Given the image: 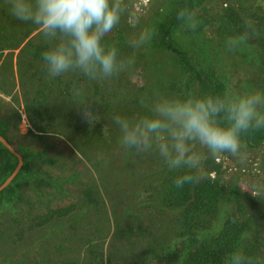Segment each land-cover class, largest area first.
I'll use <instances>...</instances> for the list:
<instances>
[{"label": "rangeland", "instance_id": "374dc122", "mask_svg": "<svg viewBox=\"0 0 264 264\" xmlns=\"http://www.w3.org/2000/svg\"><path fill=\"white\" fill-rule=\"evenodd\" d=\"M121 3L125 8L121 21L106 39L121 56L129 58L130 66L109 80L88 81L75 72L51 79L52 108L48 114L59 124L44 131L34 130L25 112L24 94L32 93L38 82L29 75L26 62L18 65L22 43L0 51V72L9 73L3 86L6 91H0V128L7 141L18 153L24 149L43 151L53 160L43 164V169L60 181L62 189L59 198L51 199L50 207L83 205L80 193L85 184L81 182L90 179L98 204L85 205L82 213L76 210L39 226L32 223L23 204L3 199L0 264H85L92 248L95 254L100 252L102 264H132L134 236L138 238L133 242L135 249L142 251L149 243L152 225L157 228L152 219L173 217L172 209L158 211L147 204L153 186L172 171L154 152L123 149L111 116L145 113L155 96L196 94L198 89L174 55L155 45L156 24L173 14L176 0ZM1 9L7 13L4 0H0ZM184 12L186 15L173 24L171 38L196 67L220 79L224 93L264 91V0H192ZM3 14L2 25L9 21ZM245 21L250 22L247 29ZM245 32V40L228 47V38ZM139 35L147 39L132 47L130 37ZM42 66V62L36 63L30 72ZM73 74L80 78L72 81ZM60 89H64L62 95L58 94ZM85 112H92L90 122ZM242 142L236 156L222 153L206 157L197 175L217 177L223 186L235 183L239 187V215L243 214L246 224L242 242L247 248L255 246L251 251L256 248L254 253L264 264V141L255 147ZM74 171H79L80 177L69 180ZM9 183L4 187L7 190ZM21 187L18 192L22 195L35 192L33 187ZM236 211V203H221L212 227H219L228 213ZM132 217L147 221L149 227L143 226L132 235ZM148 264L160 262L152 257Z\"/></svg>", "mask_w": 264, "mask_h": 264}, {"label": "clouds", "instance_id": "9594fccd", "mask_svg": "<svg viewBox=\"0 0 264 264\" xmlns=\"http://www.w3.org/2000/svg\"><path fill=\"white\" fill-rule=\"evenodd\" d=\"M7 14L18 24L35 28L43 44L39 56L46 76L58 78L75 72L88 81L109 80L124 72L131 61L106 37L125 11L121 0H4ZM179 12L178 17H184ZM246 29L250 26L245 21ZM247 33L226 40L234 48ZM147 39L130 37L132 47ZM89 122L92 112H85ZM118 143L137 153L154 152L169 171H177L176 188L199 178L206 157L236 156L242 135L264 130V91L243 93L158 95L145 113L113 114ZM223 264H250L240 247L230 250Z\"/></svg>", "mask_w": 264, "mask_h": 264}, {"label": "trees", "instance_id": "16d2710c", "mask_svg": "<svg viewBox=\"0 0 264 264\" xmlns=\"http://www.w3.org/2000/svg\"><path fill=\"white\" fill-rule=\"evenodd\" d=\"M191 2L192 0H176L173 14L156 24L155 45L174 55L177 64L198 89L196 94L224 93L223 82L218 78L214 79L202 67H196L186 52L172 41L171 30L173 24L180 19L178 13L187 10ZM0 13H4L2 9ZM3 15L9 21L4 25L0 23V34H2L0 44L6 42L5 45L0 46V51L9 45L16 48L22 43L18 55V65L26 62L29 67V75L37 77L38 82L32 93L29 91V95L24 94V108L30 126L34 130L44 131L49 126L59 123L55 118H50L52 115L48 114L52 108L50 95L52 90L49 89L52 80L46 77L43 66L36 67L30 72V67L41 63L39 53L43 44L35 28L18 24L7 13ZM26 71H28L27 68ZM8 74L0 72V91H6L3 86L9 81L6 76ZM75 78L76 76L73 74L72 81H75ZM78 78H80L79 75L76 81ZM193 85L189 84L188 87ZM64 89L66 90V88ZM64 89H60L58 94L62 95ZM193 94L195 93L193 92ZM0 134L7 140L2 128H0ZM242 140L249 146L255 147L264 141V130H250L242 135ZM19 153L22 157V164L7 186L8 190L6 188L0 190V201L6 199L11 204L17 202L20 205L23 204L34 225H45L54 218L66 217L76 210L77 214L82 213L85 211L83 209L85 205H98L95 197L97 193L95 185L90 179L87 183L81 182L85 184L84 190H81L80 193V199L84 197L85 200L83 205L79 204L78 206L75 203L65 207H50L51 199L59 198L62 189L60 181L43 169V164H52L53 160L43 151L34 152L24 149ZM16 162V157L0 142V183L12 171ZM80 175L79 171H74V174L69 176V180H73V177L78 179ZM177 175L179 172L172 171L171 175H168L162 183L153 186L149 196L151 200L147 201L148 206L158 211H164L166 207L172 209L173 217L166 220L161 217L152 219L157 228L154 229L152 225L153 229L149 231V243L142 251L135 249L134 243L138 238L134 236V240L132 239V264H148L152 257L156 258L160 264H223L225 255L235 247L244 250L250 259V264H262L260 257L254 253L258 252L257 249L251 251L255 246L251 245L250 248H247L242 242L246 224L243 214L241 217L239 215V187L235 183L223 186L217 177L203 176L181 188H176L173 180ZM21 186L33 187L35 192L24 194V196L18 192L23 188ZM223 202L236 203L237 211L228 213L219 227H212L214 217ZM96 211H99V207H96ZM143 226L149 227L148 222H141L139 217L133 218L132 235L135 230L139 231ZM88 254L92 256L86 255L85 264L86 262L87 264H102L100 252L96 251L95 254L92 248Z\"/></svg>", "mask_w": 264, "mask_h": 264}, {"label": "water", "instance_id": "95a60500", "mask_svg": "<svg viewBox=\"0 0 264 264\" xmlns=\"http://www.w3.org/2000/svg\"><path fill=\"white\" fill-rule=\"evenodd\" d=\"M0 142L11 152L17 159V162L12 169V171L8 174V176L0 183V190L4 188L10 180L14 177V175L19 170L21 164H22V157L20 153H18L11 145L10 143L0 134Z\"/></svg>", "mask_w": 264, "mask_h": 264}]
</instances>
